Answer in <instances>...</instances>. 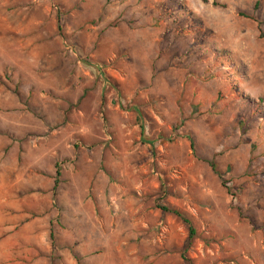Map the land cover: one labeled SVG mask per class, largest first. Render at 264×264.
I'll use <instances>...</instances> for the list:
<instances>
[{
	"label": "rangeland",
	"instance_id": "rangeland-1",
	"mask_svg": "<svg viewBox=\"0 0 264 264\" xmlns=\"http://www.w3.org/2000/svg\"><path fill=\"white\" fill-rule=\"evenodd\" d=\"M78 262L264 264V0H0V264Z\"/></svg>",
	"mask_w": 264,
	"mask_h": 264
},
{
	"label": "crops",
	"instance_id": "crops-1",
	"mask_svg": "<svg viewBox=\"0 0 264 264\" xmlns=\"http://www.w3.org/2000/svg\"><path fill=\"white\" fill-rule=\"evenodd\" d=\"M20 220L22 221V224L16 234V239L20 241V243L22 244L21 247H27L25 244H28V247L31 248L33 246V244H35V249L38 247L39 249H51L50 246H48L47 244H43V237H45L46 234V230L45 227L43 225V221H40L41 223H37L35 221H26V219L23 216L19 217ZM135 224L133 223V225H130V229L129 232L131 233V236H133L132 234L138 236L137 233L133 232V228ZM133 226V228H131ZM25 244H23V243ZM142 252H144V254H147L151 251V249H141ZM176 249H164L161 254L163 256L172 253V251H175Z\"/></svg>",
	"mask_w": 264,
	"mask_h": 264
},
{
	"label": "trees",
	"instance_id": "trees-1",
	"mask_svg": "<svg viewBox=\"0 0 264 264\" xmlns=\"http://www.w3.org/2000/svg\"><path fill=\"white\" fill-rule=\"evenodd\" d=\"M242 15L246 16V17H250V16L244 15V14H242ZM161 210L164 212H170L183 221V223L187 226V231H188L187 243L189 244L194 239L195 234H196V230L192 225L190 216L187 213H185L182 210L177 209V208L161 207ZM49 236H50V239H52V233H50ZM78 264H80V263L78 262Z\"/></svg>",
	"mask_w": 264,
	"mask_h": 264
}]
</instances>
